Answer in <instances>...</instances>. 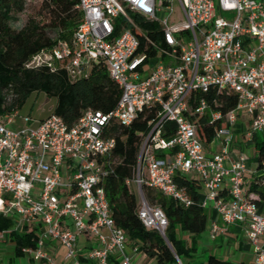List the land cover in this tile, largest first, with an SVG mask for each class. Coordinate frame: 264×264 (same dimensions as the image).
Wrapping results in <instances>:
<instances>
[{
    "label": "built area",
    "instance_id": "built-area-1",
    "mask_svg": "<svg viewBox=\"0 0 264 264\" xmlns=\"http://www.w3.org/2000/svg\"><path fill=\"white\" fill-rule=\"evenodd\" d=\"M76 7L81 18L71 37L41 48L25 66L59 64L70 78H77L103 65L120 97L109 112L86 109L70 126L50 114L34 127L15 130L9 125L19 108L0 112V213L18 215L19 225H27L28 231L42 225L73 264H81L80 257L93 264H134L104 187L113 172L115 147L107 130L113 121L129 126L139 112L155 106L158 111L148 122L135 176L126 180L139 193L141 223L165 238L168 219L160 205L146 199L142 187L187 207L193 199L174 176L192 172L201 185L199 205H211L222 222L212 221L210 237L230 224H241L254 264H264V209L243 190L247 156L240 151L231 158L228 149L238 112L249 117L246 141L264 130V0H77ZM217 10L233 11L234 17L228 20ZM152 32L159 36L153 38ZM10 86L4 89V104L16 97ZM211 89L236 94L237 104L225 117L204 97L191 104L196 91ZM206 112L209 121L224 122L209 149L191 117ZM168 120L176 125L169 138L162 135ZM216 142L222 146L213 150ZM165 150V156L156 155ZM256 183L264 188V174ZM6 234L0 231V238ZM80 234L98 245L80 249ZM132 250L139 251L138 245ZM21 251L55 264L42 236Z\"/></svg>",
    "mask_w": 264,
    "mask_h": 264
},
{
    "label": "trees",
    "instance_id": "trees-1",
    "mask_svg": "<svg viewBox=\"0 0 264 264\" xmlns=\"http://www.w3.org/2000/svg\"><path fill=\"white\" fill-rule=\"evenodd\" d=\"M76 4L77 0H37L34 3L31 0H0V112L11 107L20 109L29 94L39 91H44L49 98H55L50 114L62 117L69 126L86 109L109 112L115 107L120 97V89L103 65H95L88 75L77 78H70L59 64L55 68L47 65L25 66L28 59L41 48L51 46L57 39L71 37L81 18ZM24 13L25 21L21 26L14 27ZM143 26L155 27L152 24ZM52 30L57 31L55 38L49 35ZM151 36L156 38L159 34L152 32ZM9 84L16 97L11 104H4V89ZM200 97H204L210 107L219 110L224 117L237 104L235 93H217L213 89L207 93L196 91L191 104L195 106ZM157 111L158 108L152 106L139 112L129 126H121L113 121L107 130V135L115 139V147L113 172L105 179L104 187L115 224L124 230L128 241L138 245V250L152 258L155 264H178L175 256L182 264H240L222 260L212 253L205 261L187 260L194 247L186 245L179 232L197 236L208 224L205 208L199 205L201 185L196 177L180 172L174 176L178 186L186 190L193 199L192 204L187 207L152 188L142 187L149 202L160 205L168 219L165 238L157 231L146 228L138 218V198L126 180L135 176L142 139L148 131V122L156 116ZM191 117L197 123L198 136L205 146L211 143L224 124L223 120L209 121L208 112L203 115L191 114ZM175 130V122L168 120L163 125L162 135L169 138ZM252 141L257 168L260 169L264 159V138L259 140L255 133ZM168 153L166 150L157 151L156 155L165 156ZM262 175L254 177L251 189L264 195V188L256 183L257 178ZM0 231H8L16 254H23L21 248L34 246L38 238V232L35 229L27 231V225H24L23 232L15 231L12 218L2 213Z\"/></svg>",
    "mask_w": 264,
    "mask_h": 264
},
{
    "label": "crops",
    "instance_id": "crops-1",
    "mask_svg": "<svg viewBox=\"0 0 264 264\" xmlns=\"http://www.w3.org/2000/svg\"><path fill=\"white\" fill-rule=\"evenodd\" d=\"M248 122H249V117L247 115H245V116L240 115V112H238L237 120H236L234 126L232 127L234 140L228 146L229 154H230L231 158H235L237 156V154L240 151H242V143L240 141V135H242L244 137V130L247 127ZM261 131H264V130H261ZM256 135L258 136V132L256 133ZM251 141L252 140H250L249 142H251ZM221 146H222V143L216 142L212 149L218 150L221 148ZM254 151H255V149H254ZM253 160H254V165L252 167H248V165H247L248 170L245 174V181L243 184V190L248 195L255 198V200L258 204L259 210L262 211L264 209V195H261V193H259L258 191L252 190L251 189V182L253 181V179L256 175L264 174V168L263 167L260 169L257 168V163H256L257 157H256V155L254 156ZM206 208L208 209V213L206 211L205 212H206V214L209 215L208 234H207V237H208L209 228L211 226L212 221L217 218V221L219 224H222V222H221L219 216L217 215L216 211L211 207V205H209ZM6 216H9L12 218L13 229L15 231H17V232H23L24 231V226L19 225V222H18L19 216L18 215L8 214ZM33 229H35L38 232L39 236H42L45 239V247L48 251L53 253L55 264H73L72 263L73 261L71 259H65L64 258L66 249L63 246H61L57 241L50 240L48 238V236L44 233V228L42 225L37 224V226H35ZM5 237L8 239L9 244L14 248L13 242H11L9 240L8 234L3 236V238H5ZM209 237H210V235H209ZM199 238H200V234L195 236V240L191 243V247H194V249L197 247V243L199 241ZM210 239H212V238L210 237ZM212 240H213V242H211L212 245H210V243H208L207 241L204 240V242L202 243V247H201V250L203 252L205 251L208 254L212 253L222 260L231 261V262L240 263V264L245 263L244 253L249 252L250 253L249 261L252 262V264H254V255L252 252L251 244L245 235V230H244L243 225H241V224H230V225L226 226L225 231L220 232ZM92 244L98 245V244H94V242L88 240L86 238L85 234L79 235L78 247L80 249L85 250L86 247H88ZM225 244H226L227 249H224ZM262 244L264 246V237L262 238ZM133 246L134 245L128 241L127 251L130 254V256L132 257L134 264H141V262L143 261L142 260L141 262H139V259H140V257H139L140 253L139 252H141V251H137V252L133 251L132 250ZM80 261H81V264H93L92 261L85 260L81 257H80ZM41 264H44V263H41Z\"/></svg>",
    "mask_w": 264,
    "mask_h": 264
},
{
    "label": "rangeland",
    "instance_id": "rangeland-1",
    "mask_svg": "<svg viewBox=\"0 0 264 264\" xmlns=\"http://www.w3.org/2000/svg\"><path fill=\"white\" fill-rule=\"evenodd\" d=\"M37 0H31L32 3H34ZM175 7H177V4L175 3ZM30 11V10H29ZM177 11V9H176ZM177 13V12H176ZM217 13L224 18L231 20L234 17V12L233 11H219L217 10ZM26 19V13L20 16V20L14 24V27H19L22 25V23ZM49 35L52 38H55L57 36V31L52 30ZM55 104V98H49L46 96L44 91H39V92H32L27 96L25 99L24 103L22 104L21 108L18 111V116L15 118V122L11 125H9V128L11 129H21V128H30L34 127L36 123L40 120L48 116L52 108ZM240 115L245 116V113L240 112ZM264 138V131H258V139L262 140ZM240 141L242 143V151L243 153L247 156V165L248 167H252L254 165V156L255 151H254V143L253 141L249 142L246 141L245 138L240 135ZM208 149L210 148V144L206 145ZM247 167V168H248ZM189 177H196L192 172L187 174ZM134 193L136 194L137 198H139V193L136 189V187L132 184L131 185ZM143 192V190H142ZM144 193V192H143ZM145 195V194H144ZM146 197V196H145ZM146 199H148L146 197ZM149 201V199H148ZM205 211L208 213V209L206 208ZM207 218L209 221V215L207 214ZM208 234V224L207 228L200 233V238L197 243V247L191 251V256L187 257L188 259H191V261L194 262H199V261H205L207 256L209 255L205 251L203 252L201 250L202 243L207 241L212 245L211 242H213L212 239H210ZM180 237L184 239V243L191 246V243L193 242V237L192 235H189L186 232H179ZM224 249H227L226 244L224 245ZM139 262L141 264H155L154 260L147 255L143 254L142 252H139ZM250 258V253L245 252L244 253V264H252V262L249 261ZM0 264H41V262L33 260L29 254L23 253V254H16L14 253V248L9 244L8 239L5 238H0Z\"/></svg>",
    "mask_w": 264,
    "mask_h": 264
},
{
    "label": "water",
    "instance_id": "water-1",
    "mask_svg": "<svg viewBox=\"0 0 264 264\" xmlns=\"http://www.w3.org/2000/svg\"><path fill=\"white\" fill-rule=\"evenodd\" d=\"M167 243L169 244V242L167 241ZM170 245V244H169Z\"/></svg>",
    "mask_w": 264,
    "mask_h": 264
}]
</instances>
